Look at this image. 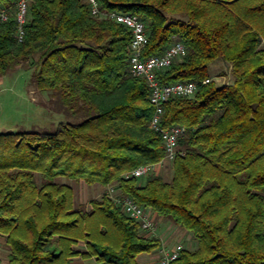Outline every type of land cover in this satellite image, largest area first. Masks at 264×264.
Instances as JSON below:
<instances>
[{
	"label": "trees",
	"instance_id": "obj_1",
	"mask_svg": "<svg viewBox=\"0 0 264 264\" xmlns=\"http://www.w3.org/2000/svg\"><path fill=\"white\" fill-rule=\"evenodd\" d=\"M0 23V77L18 68L71 118L51 132L0 133V237L8 264H139L158 237L108 196L129 197L192 235L174 264H264V0H97L145 24L144 57L181 42L186 54L157 73L163 85L194 82L192 97L163 106L160 127L183 126L172 178L125 177L164 157L151 128L146 80L129 71L132 33L95 17L82 0H29L18 42L14 6ZM221 60L232 83L218 86L208 68ZM107 188L75 205L73 187ZM80 244L83 245L81 248Z\"/></svg>",
	"mask_w": 264,
	"mask_h": 264
},
{
	"label": "built area",
	"instance_id": "obj_2",
	"mask_svg": "<svg viewBox=\"0 0 264 264\" xmlns=\"http://www.w3.org/2000/svg\"><path fill=\"white\" fill-rule=\"evenodd\" d=\"M90 6L91 14L95 17H105L121 24L132 33L130 42V64L129 71L135 77H141L146 80L150 91L149 100L154 107V114L151 120V128L158 131L162 138L164 147L163 159L155 164L141 165L125 174V177L146 178L151 174H157L166 164L172 162L180 153L179 139L185 135L186 129L183 126H172L167 129L160 127V121L163 114L164 104L173 97H192L197 91V84L173 83L163 85L157 78V73L167 69L176 60H180L186 54V48L181 42H175L170 45L161 55L144 57L143 51L147 44V35L145 24L137 16L124 12L102 13L97 0H82ZM11 9V8H10ZM10 9L0 10V23L7 22L10 16ZM29 0H18L14 6V16L16 22V39L22 42L25 36V26L28 21ZM211 79H206L202 83L207 84ZM108 196L121 208L123 213L134 220L140 227V230L147 237H159L157 234V224L155 214L145 207L138 205L133 199L117 195L113 187L108 188ZM162 239V238H161ZM161 241L158 247V264H174L180 257L184 249L179 243L169 246ZM94 264H97L94 261Z\"/></svg>",
	"mask_w": 264,
	"mask_h": 264
},
{
	"label": "rangeland",
	"instance_id": "obj_3",
	"mask_svg": "<svg viewBox=\"0 0 264 264\" xmlns=\"http://www.w3.org/2000/svg\"><path fill=\"white\" fill-rule=\"evenodd\" d=\"M208 74L218 86L232 83L230 68L221 60L211 63ZM54 101L48 92L39 90L31 82L30 70L18 68L0 77V133L51 132L60 122L71 121V118L56 110ZM171 164L172 162H166L162 171L158 172V175L163 176L167 181L172 178ZM57 182L67 183L73 187L76 206L85 205L88 207L91 200L101 199L107 190L99 184L88 185L83 180L72 181L59 178ZM155 221L158 229L157 234L169 246L179 243L184 249H197L196 241L186 230L157 216H155ZM140 232L144 234L142 231ZM157 249L145 253L149 254L145 257L151 264H158ZM8 254L9 249L5 245V237H0V264H8ZM74 261L75 264L84 263L80 258H76Z\"/></svg>",
	"mask_w": 264,
	"mask_h": 264
},
{
	"label": "crops",
	"instance_id": "obj_4",
	"mask_svg": "<svg viewBox=\"0 0 264 264\" xmlns=\"http://www.w3.org/2000/svg\"><path fill=\"white\" fill-rule=\"evenodd\" d=\"M162 169H163V167L160 168L159 173L162 171ZM157 174H158V173H157ZM87 208H88V209H91L90 204L88 205ZM80 246H81V248H82L83 245L80 244ZM145 256H149V254H141V255L138 256L137 261H138L139 264H151L150 261H149V259H148L147 257H145ZM145 258H146V259H145ZM7 262H8V261H7ZM83 262L85 263V262H87V261H84V260H83Z\"/></svg>",
	"mask_w": 264,
	"mask_h": 264
}]
</instances>
